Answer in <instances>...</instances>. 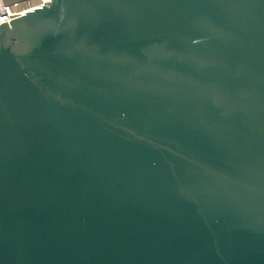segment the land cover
<instances>
[{
  "label": "water",
  "instance_id": "water-1",
  "mask_svg": "<svg viewBox=\"0 0 264 264\" xmlns=\"http://www.w3.org/2000/svg\"><path fill=\"white\" fill-rule=\"evenodd\" d=\"M0 264H264V0L1 22Z\"/></svg>",
  "mask_w": 264,
  "mask_h": 264
},
{
  "label": "bare ground",
  "instance_id": "bare-ground-1",
  "mask_svg": "<svg viewBox=\"0 0 264 264\" xmlns=\"http://www.w3.org/2000/svg\"><path fill=\"white\" fill-rule=\"evenodd\" d=\"M41 0H23L15 2L0 10V23L9 21L13 17L21 15L25 10L32 9V6Z\"/></svg>",
  "mask_w": 264,
  "mask_h": 264
},
{
  "label": "built area",
  "instance_id": "built-area-1",
  "mask_svg": "<svg viewBox=\"0 0 264 264\" xmlns=\"http://www.w3.org/2000/svg\"><path fill=\"white\" fill-rule=\"evenodd\" d=\"M4 7H7L6 5H4V3H3V1L2 0H0V10L2 9V8H4Z\"/></svg>",
  "mask_w": 264,
  "mask_h": 264
},
{
  "label": "rangeland",
  "instance_id": "rangeland-1",
  "mask_svg": "<svg viewBox=\"0 0 264 264\" xmlns=\"http://www.w3.org/2000/svg\"><path fill=\"white\" fill-rule=\"evenodd\" d=\"M42 1H44V0H41L40 2H42Z\"/></svg>",
  "mask_w": 264,
  "mask_h": 264
}]
</instances>
